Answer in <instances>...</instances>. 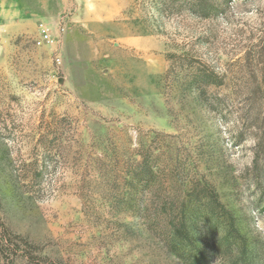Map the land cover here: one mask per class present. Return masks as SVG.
<instances>
[{
    "label": "rangeland",
    "instance_id": "obj_1",
    "mask_svg": "<svg viewBox=\"0 0 264 264\" xmlns=\"http://www.w3.org/2000/svg\"><path fill=\"white\" fill-rule=\"evenodd\" d=\"M29 1L0 12V264H264V0Z\"/></svg>",
    "mask_w": 264,
    "mask_h": 264
},
{
    "label": "trees",
    "instance_id": "obj_2",
    "mask_svg": "<svg viewBox=\"0 0 264 264\" xmlns=\"http://www.w3.org/2000/svg\"><path fill=\"white\" fill-rule=\"evenodd\" d=\"M212 8H214V6H207L205 4L202 5V10L205 12H211ZM208 200L205 202V208L207 209V211L209 212V216L214 218L217 217L216 213H219V215H222L224 218V221L226 222V230H225V236L229 234H233L238 233L236 231V225H235V218L233 217L232 213L223 210L220 208L219 206V202L216 200L217 198L215 196H211V193H208ZM222 218V217H220ZM189 233L187 231V227L186 224L181 222L180 226H177L174 230L173 233V243L175 246H177L178 248L181 247H189L191 246V240L189 237ZM224 239V238H222ZM224 248L226 246H223ZM191 251V249L189 248V250H185L183 253L187 254ZM197 254L194 253L193 257L190 255V257L192 258H196ZM191 258V259H192Z\"/></svg>",
    "mask_w": 264,
    "mask_h": 264
},
{
    "label": "crops",
    "instance_id": "obj_3",
    "mask_svg": "<svg viewBox=\"0 0 264 264\" xmlns=\"http://www.w3.org/2000/svg\"><path fill=\"white\" fill-rule=\"evenodd\" d=\"M23 6L30 7L33 10L32 4L29 0H0V12L7 19V16L11 17V12L13 13L14 21L5 23L4 26H14L21 27V16L23 11Z\"/></svg>",
    "mask_w": 264,
    "mask_h": 264
},
{
    "label": "built area",
    "instance_id": "obj_4",
    "mask_svg": "<svg viewBox=\"0 0 264 264\" xmlns=\"http://www.w3.org/2000/svg\"><path fill=\"white\" fill-rule=\"evenodd\" d=\"M55 42L54 36L52 35L50 31V26L45 23L41 22L39 24V37L36 40L37 45L42 46L44 44L52 45ZM57 61L60 63L59 58Z\"/></svg>",
    "mask_w": 264,
    "mask_h": 264
}]
</instances>
